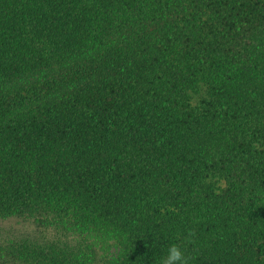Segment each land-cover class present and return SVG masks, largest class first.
<instances>
[{"label":"trees","instance_id":"1","mask_svg":"<svg viewBox=\"0 0 264 264\" xmlns=\"http://www.w3.org/2000/svg\"><path fill=\"white\" fill-rule=\"evenodd\" d=\"M12 218L3 264H264V0H0Z\"/></svg>","mask_w":264,"mask_h":264},{"label":"clouds","instance_id":"2","mask_svg":"<svg viewBox=\"0 0 264 264\" xmlns=\"http://www.w3.org/2000/svg\"><path fill=\"white\" fill-rule=\"evenodd\" d=\"M160 264H190V262L182 248L176 244H172L161 257Z\"/></svg>","mask_w":264,"mask_h":264},{"label":"rangeland","instance_id":"3","mask_svg":"<svg viewBox=\"0 0 264 264\" xmlns=\"http://www.w3.org/2000/svg\"><path fill=\"white\" fill-rule=\"evenodd\" d=\"M26 223L29 224V222H26ZM11 225L17 227V229H20L21 227L25 226L26 224H25V222H21V221H19L16 218H12L11 221L10 220L9 221L1 220L0 221V246L3 245V243H1V242L4 241L6 238L7 239H11V240L15 238V237H11L10 233L8 235L7 232H6V229H9V232H10V230L12 228ZM45 229L48 231V233L50 235V230H48L47 228H45ZM3 232L5 233V235H3ZM4 261H5V259L0 257V264H3Z\"/></svg>","mask_w":264,"mask_h":264}]
</instances>
